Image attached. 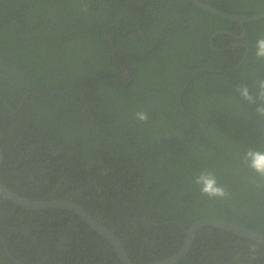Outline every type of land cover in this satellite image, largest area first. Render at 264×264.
Wrapping results in <instances>:
<instances>
[{
    "label": "trees",
    "instance_id": "1",
    "mask_svg": "<svg viewBox=\"0 0 264 264\" xmlns=\"http://www.w3.org/2000/svg\"><path fill=\"white\" fill-rule=\"evenodd\" d=\"M202 1L264 12V0ZM88 6L82 13L79 0H0L3 183L24 197L81 204L139 264L176 254L202 218L264 234V191L251 186L254 173L241 162L247 149H264V122L235 91L264 78L254 54L264 18L245 24L250 52L237 69L196 72L244 59L246 46L226 48L240 39L218 33L219 49L210 42L218 30L241 35L238 22L192 0ZM137 111L149 122L137 121ZM204 168L216 172L229 199L200 194L193 180ZM0 264L124 263L74 211L31 209L0 193ZM174 264H264V246L208 225Z\"/></svg>",
    "mask_w": 264,
    "mask_h": 264
},
{
    "label": "water",
    "instance_id": "2",
    "mask_svg": "<svg viewBox=\"0 0 264 264\" xmlns=\"http://www.w3.org/2000/svg\"><path fill=\"white\" fill-rule=\"evenodd\" d=\"M197 6H199L202 9H205L207 11L213 12L219 16H222L224 18L230 19L232 21L238 22L243 26V36L247 35V30H246V23L249 21H255L259 19L264 18V12L262 13H257V14H238V13H233V12H228L226 10L217 8L213 6L210 3H205L202 0H192ZM227 32L226 30H218L216 31L210 39L211 45L215 49H219L215 46L214 44V38L218 33H225ZM239 43V42H238ZM238 43H235L233 45H229L226 48H230L234 45H239ZM242 45H245L247 47V51L245 54L244 59L235 67L229 68V69H215V68H209V67H200L196 72L199 70H208V71H229V70H235L237 69L245 60L247 55L250 52V46L243 42ZM187 86V85H186ZM183 100V93L180 95V102L182 104ZM183 106V105H182ZM185 110V108L183 107ZM191 115V114H190ZM195 118V117H194ZM197 119V118H195ZM198 120V119H197ZM199 121V120H198ZM201 122V121H200ZM201 125L204 127V123L201 122ZM4 161V151L3 148L0 145V170L3 165ZM0 193L7 197L8 199L24 206L27 208L31 209H46V208H66L69 210H72L79 214L89 225L95 229L97 232H99L103 237H105L107 240L111 242V244L114 246L116 249L119 257L123 261L124 264H139L134 262L129 253L128 250L124 244V242L121 240V238L112 230L110 229L105 223L101 222L98 218L93 216L85 207H83L81 204L69 200V199H52V200H47V199H32L28 197H24L17 192L11 190L9 187H7L3 181L1 180L0 176ZM216 226L231 232H234L238 235L250 238L254 241H257L258 243L262 244L264 246V234L251 229L245 225L239 224L237 222L220 218V217H207V218H202L194 222L191 227L187 230V237L185 240V243L183 247L174 255L153 261L150 263H145V264H174L184 258L191 250L195 237L198 234L199 230L204 227V226Z\"/></svg>",
    "mask_w": 264,
    "mask_h": 264
},
{
    "label": "clouds",
    "instance_id": "3",
    "mask_svg": "<svg viewBox=\"0 0 264 264\" xmlns=\"http://www.w3.org/2000/svg\"><path fill=\"white\" fill-rule=\"evenodd\" d=\"M79 9L82 13H87L89 11L88 0H79ZM254 54L257 60L264 61V35H261L256 40ZM235 91L243 101L256 106L257 119L260 122H264V78L256 80L251 85V88L247 83L239 84ZM135 118L140 123L146 124L149 122V113L137 111ZM241 162L244 167L254 173L250 180L251 186L258 191H264V149H247L241 155ZM193 183L197 186L200 194L210 200H227L230 197V193L219 182L216 172L212 169L204 168L200 170L194 177ZM257 251L258 249L255 245L250 246L251 260L256 259Z\"/></svg>",
    "mask_w": 264,
    "mask_h": 264
},
{
    "label": "flooded vegetation",
    "instance_id": "4",
    "mask_svg": "<svg viewBox=\"0 0 264 264\" xmlns=\"http://www.w3.org/2000/svg\"><path fill=\"white\" fill-rule=\"evenodd\" d=\"M240 24V23H239ZM241 25V24H240ZM241 27H242V29H243V26L241 25ZM227 31V30H226ZM243 31H244V29H243ZM225 33H228V34H230V35H232V36H234L235 38H238V39H240L241 41H239V45H242V43H243V41H242V39L245 37V36H243L242 34L241 35H239V34H236V33H233V32H231V31H227V32H225ZM243 46H245V45H243ZM247 51V50H246ZM246 54V53H245ZM202 122V121H201ZM200 122V123H201Z\"/></svg>",
    "mask_w": 264,
    "mask_h": 264
}]
</instances>
